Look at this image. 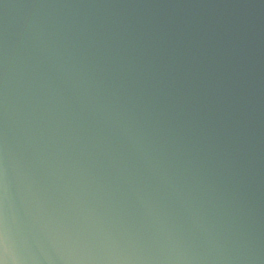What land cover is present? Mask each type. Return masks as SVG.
<instances>
[{
    "label": "water",
    "instance_id": "1",
    "mask_svg": "<svg viewBox=\"0 0 264 264\" xmlns=\"http://www.w3.org/2000/svg\"><path fill=\"white\" fill-rule=\"evenodd\" d=\"M0 264H264V0H0Z\"/></svg>",
    "mask_w": 264,
    "mask_h": 264
}]
</instances>
